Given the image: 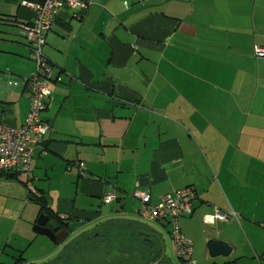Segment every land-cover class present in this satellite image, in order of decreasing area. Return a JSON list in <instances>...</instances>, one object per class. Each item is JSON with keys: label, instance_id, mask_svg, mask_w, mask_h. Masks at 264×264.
Here are the masks:
<instances>
[{"label": "crops", "instance_id": "0c3cea01", "mask_svg": "<svg viewBox=\"0 0 264 264\" xmlns=\"http://www.w3.org/2000/svg\"><path fill=\"white\" fill-rule=\"evenodd\" d=\"M23 1L0 0V124L12 128L25 123L30 104L27 87L8 80L24 79L37 69L22 28L33 21L34 11ZM91 3L78 14L61 8L46 35L43 54L53 80L41 115L51 130L27 179L0 177L1 206L45 197L62 218L79 216L69 225L74 237L118 215L155 242L161 234L138 222L167 226L139 217L143 205L135 192L148 193L155 204L191 185L197 192L193 212L180 218L179 226L193 241L196 264H217L209 260L208 238L234 246L225 261L218 257L221 264H260L264 57L254 56L253 48L264 47V0ZM81 162L83 174L76 166ZM106 194L115 200L104 213L95 206L105 204ZM116 208L119 212L112 213ZM215 209L227 220L208 222ZM12 211L15 228L22 218L25 225L20 236L4 237L3 246L16 252L12 264L19 254L23 264H36L24 258L21 246L42 236L31 231L39 206ZM165 236L167 243L162 240L159 257L150 264L173 260L165 252L175 255L168 231Z\"/></svg>", "mask_w": 264, "mask_h": 264}, {"label": "built area", "instance_id": "2783aa9c", "mask_svg": "<svg viewBox=\"0 0 264 264\" xmlns=\"http://www.w3.org/2000/svg\"><path fill=\"white\" fill-rule=\"evenodd\" d=\"M22 4L33 8L34 11L33 21L22 28L30 44L29 56L36 63L37 69L35 73L22 79V82L10 79L8 84L14 87L17 85L27 87L30 108L21 127L12 128L0 124V173L17 175L28 172L33 158L39 153H44L45 137L51 130V126L42 119L41 115L50 94L48 84L53 80V67L43 54L46 35L53 27L55 16L61 8L68 7L73 14H78V10L85 12L92 3L91 0H32L31 2L24 0ZM253 53L256 57H264V47L255 45ZM76 166L83 174L84 163H78ZM135 196L143 205L139 217L147 222H164L169 228L168 237L173 242L177 258L185 264H196L193 260V241L179 226L180 218L190 216L193 212L192 201L195 199V193L192 187L179 190L175 194H166L155 204L149 203L150 195L144 191L135 192ZM114 200V194H106L104 203ZM215 219L227 220V215L215 209V213L213 212L207 221L213 222Z\"/></svg>", "mask_w": 264, "mask_h": 264}, {"label": "rangeland", "instance_id": "374dc122", "mask_svg": "<svg viewBox=\"0 0 264 264\" xmlns=\"http://www.w3.org/2000/svg\"><path fill=\"white\" fill-rule=\"evenodd\" d=\"M35 72L36 70L32 71L31 75ZM22 77L27 78L25 76ZM18 79L21 80L22 78ZM18 176H20L22 179H27L28 177L26 172H22L18 174ZM18 200L19 201H14L16 202L15 204L8 205L7 207L1 206L0 204V243L2 242L0 250L2 248L4 249L2 257L0 255V261H10L9 264H12V262L14 261L13 257L10 256L12 254H16V252H13L9 248V246H3V238L6 236L13 237L15 232L17 235H19V228L24 227L25 225L23 224L24 218H22V220L18 223L19 226L17 227V229L15 228L18 221L14 223L13 220L17 219V216L12 210L37 208V205L29 201L27 198H24L23 200L18 198ZM113 203H96L95 208L101 206L100 208L104 211V213H107V211L110 212V210L114 208ZM24 206L26 207L24 208ZM118 212L119 211L116 208L112 213ZM117 216L113 215L107 220H102V218L100 219L102 221H96V224L93 225V228H91L93 230L91 232H87L89 234L99 233V235L97 237H90V239L86 241L79 242L75 247H70L69 245L64 247L65 243L69 241L68 239L66 242L64 241L61 246L57 247L47 237L38 236L37 239L29 246H27V243H23V246H21V248H25L23 256L25 259L34 258V260L32 261H35L36 264H134V262L137 264H150L154 257L157 256L159 251H161V242L162 240H166L165 234L166 231H168L167 229L169 228H163L157 223L143 224L142 222H138V225L140 227L144 228V226L148 225L161 234L160 237L162 238V240L154 238L155 242H153V238L147 233H141V230L134 224H130L127 219L125 220ZM87 229L88 227H86V230ZM74 235L76 234L74 233L73 236ZM73 236H71V238ZM72 240L73 238L71 239V241ZM68 247L75 250L71 251L70 249H68ZM165 252L167 254L168 252H170L173 260L171 259L170 261H168V259L165 258V260H163L161 264H185L183 263V261L177 260L170 249L165 250ZM44 254L46 255L41 257ZM148 255H151L152 257L149 258ZM232 256L236 255L232 254ZM193 257H195V252L193 254ZM209 260L214 261L217 264H221V261L218 257L211 258ZM234 262L235 264H259L258 262H249L242 260H238V262L235 260ZM202 264H207V261L203 262ZM260 264H264V261H262Z\"/></svg>", "mask_w": 264, "mask_h": 264}, {"label": "water", "instance_id": "95a60500", "mask_svg": "<svg viewBox=\"0 0 264 264\" xmlns=\"http://www.w3.org/2000/svg\"><path fill=\"white\" fill-rule=\"evenodd\" d=\"M48 220V216L45 214H40L38 218L36 219V224L33 226V233L36 235H42L47 237L52 241L53 244L61 246V244L64 243V241L68 238L70 235L68 231L63 228L62 232L64 233V236H59L55 234L58 227L55 222L50 221V224L48 227H46V223ZM165 226V225H164ZM206 249L208 250V255L210 258H228L233 250L235 249L234 246H232L230 243H226L223 240L220 239H214V238H208L206 242ZM226 264H235L234 262L230 261V263Z\"/></svg>", "mask_w": 264, "mask_h": 264}, {"label": "trees", "instance_id": "16d2710c", "mask_svg": "<svg viewBox=\"0 0 264 264\" xmlns=\"http://www.w3.org/2000/svg\"><path fill=\"white\" fill-rule=\"evenodd\" d=\"M30 23H28V24H30ZM0 177L6 178V179H10V177L11 178H18V175L15 174V173L2 172V173H0ZM190 187H192V189H193V191L195 193V197H196L197 192L194 190V187L191 186V185L188 186V187H184V188H178V190H173V193H171V194H175L179 190L190 188ZM32 199H34V203H36L39 206L40 214H48V215H50V218L53 219L54 221L63 220L65 226L69 227V225L72 223V221L77 222V221H79L78 219H80L78 215H74V214H73V216L68 215L67 219H65V218L62 219V217L59 216L58 213H56L55 211L51 210V208L49 207L48 198L37 197L36 196L35 198H32ZM117 200H120V198H117ZM149 203L151 204L150 200H149ZM81 213H83V212H81ZM86 213H89V212H86ZM83 220L92 221V218L84 217ZM75 224H79V222L75 223ZM91 231L92 230H90V232ZM69 233H70V231H69ZM98 235H99V233H97V234L96 233L89 234L87 231L84 232V233L82 232V233H80V235L74 237L72 241H69L68 243H66L64 247H66L67 245H69L70 247H75L79 242L86 241V240L90 239V237H97ZM68 249H70V248L68 247ZM70 250L73 251L75 249H70ZM158 257H159V254H157V256L154 257L153 261H155ZM23 261H24V259L22 258V254H19L18 258L16 259V263H14V264H23ZM158 262H159L158 264H161L162 263V259L159 260ZM0 264H4V263H0ZM134 264H137V263H134Z\"/></svg>", "mask_w": 264, "mask_h": 264}, {"label": "flooded vegetation", "instance_id": "af4514ba", "mask_svg": "<svg viewBox=\"0 0 264 264\" xmlns=\"http://www.w3.org/2000/svg\"><path fill=\"white\" fill-rule=\"evenodd\" d=\"M45 215L48 216V220H47V223H46V227H48V225L50 224V221H53V222L56 223L58 229H57V231L55 232V234L59 235L60 237H61V236H64V233L62 232V229H63V228H65L67 231H68V230L70 231V227L65 226L63 220H60V221H54L53 219L50 218V215H48V214H45ZM62 219H63V218H62ZM69 231H68V233H69ZM69 234H70V235L68 236L67 239H68L69 241H71V239L74 238V236H73L72 233H69ZM71 236H73V237L71 238ZM70 238H71V239H70ZM67 239L65 240V242L67 241ZM69 241H68V242H69ZM68 242H67V243H68ZM65 244H66V243H65ZM55 246L59 247L58 245H55ZM158 263H159V262H158ZM158 263H157V264H158Z\"/></svg>", "mask_w": 264, "mask_h": 264}, {"label": "clouds", "instance_id": "9594fccd", "mask_svg": "<svg viewBox=\"0 0 264 264\" xmlns=\"http://www.w3.org/2000/svg\"><path fill=\"white\" fill-rule=\"evenodd\" d=\"M179 260V259H178Z\"/></svg>", "mask_w": 264, "mask_h": 264}]
</instances>
